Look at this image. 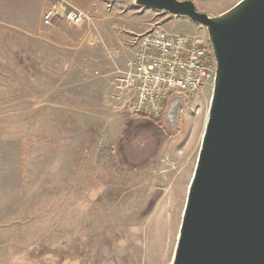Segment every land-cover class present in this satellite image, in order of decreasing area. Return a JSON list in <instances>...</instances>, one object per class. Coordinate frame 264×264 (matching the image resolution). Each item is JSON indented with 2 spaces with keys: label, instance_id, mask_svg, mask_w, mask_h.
Here are the masks:
<instances>
[{
  "label": "rangeland",
  "instance_id": "obj_1",
  "mask_svg": "<svg viewBox=\"0 0 264 264\" xmlns=\"http://www.w3.org/2000/svg\"><path fill=\"white\" fill-rule=\"evenodd\" d=\"M114 1L113 29L128 23L131 37L161 24L207 38L187 17ZM192 1L217 15L239 0ZM9 37L0 45V264H172L210 86L172 130L125 112L99 69L67 68L75 59L59 34L51 54L44 33Z\"/></svg>",
  "mask_w": 264,
  "mask_h": 264
},
{
  "label": "water",
  "instance_id": "obj_2",
  "mask_svg": "<svg viewBox=\"0 0 264 264\" xmlns=\"http://www.w3.org/2000/svg\"><path fill=\"white\" fill-rule=\"evenodd\" d=\"M204 27L215 60L208 114L172 264H264V0L209 15L192 0H135ZM185 99L169 98L176 130Z\"/></svg>",
  "mask_w": 264,
  "mask_h": 264
},
{
  "label": "built area",
  "instance_id": "obj_3",
  "mask_svg": "<svg viewBox=\"0 0 264 264\" xmlns=\"http://www.w3.org/2000/svg\"><path fill=\"white\" fill-rule=\"evenodd\" d=\"M61 3V11L53 8L44 13L45 24H50L61 12L75 24L88 17L84 10L71 3L64 0ZM166 15L176 16L167 12ZM131 44L127 67L112 72L116 98H122L125 112L162 122L173 95L183 96L185 105L195 102L207 85L212 89L215 60L207 38L172 32L155 24L135 35Z\"/></svg>",
  "mask_w": 264,
  "mask_h": 264
},
{
  "label": "crops",
  "instance_id": "obj_4",
  "mask_svg": "<svg viewBox=\"0 0 264 264\" xmlns=\"http://www.w3.org/2000/svg\"><path fill=\"white\" fill-rule=\"evenodd\" d=\"M61 1L63 0H0V45L6 41L10 42L11 39L13 41L14 38L9 35L35 36L44 33L45 40L50 42L48 51L51 54L52 34H59L60 48H64L63 52L75 59L74 64L67 63V68L77 69L76 73H84L86 67L99 69L102 72L103 80L101 81L108 84L112 91V98L120 100L116 98L112 72L115 66L122 69L126 67L131 57L132 48L130 47L133 46L131 40L139 33L131 37L132 30L126 27L128 23L120 25L117 31L113 29L115 26L113 24L114 0H64L78 9L87 11L89 19L83 20L81 24L74 27L64 20L61 12L52 18L49 25H45L44 13L53 8L61 11ZM130 1L117 2L129 4ZM120 32L125 38L119 37ZM4 35L6 41L3 38ZM5 56H7L6 51L0 47V58Z\"/></svg>",
  "mask_w": 264,
  "mask_h": 264
},
{
  "label": "flooded vegetation",
  "instance_id": "obj_5",
  "mask_svg": "<svg viewBox=\"0 0 264 264\" xmlns=\"http://www.w3.org/2000/svg\"><path fill=\"white\" fill-rule=\"evenodd\" d=\"M178 123H179V115H178Z\"/></svg>",
  "mask_w": 264,
  "mask_h": 264
}]
</instances>
